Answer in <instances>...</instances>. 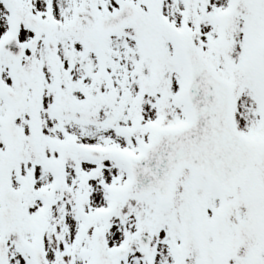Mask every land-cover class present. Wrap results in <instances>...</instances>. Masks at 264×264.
<instances>
[{"label":"snow or ice","instance_id":"1","mask_svg":"<svg viewBox=\"0 0 264 264\" xmlns=\"http://www.w3.org/2000/svg\"><path fill=\"white\" fill-rule=\"evenodd\" d=\"M0 264H264V0H0Z\"/></svg>","mask_w":264,"mask_h":264}]
</instances>
